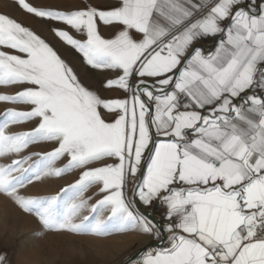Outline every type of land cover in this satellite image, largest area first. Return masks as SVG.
Instances as JSON below:
<instances>
[{"label": "snow or ice", "instance_id": "6c2138e0", "mask_svg": "<svg viewBox=\"0 0 264 264\" xmlns=\"http://www.w3.org/2000/svg\"><path fill=\"white\" fill-rule=\"evenodd\" d=\"M17 3L74 30L83 38L51 28L88 68L114 75L82 77L0 14V49L19 53L0 50V86H25L0 101L28 106L0 119V157L56 145L27 168L31 156L0 164V194L43 232L137 233L160 245L125 264H264V0H113L75 11ZM117 90L124 98L103 95ZM33 120L31 131L6 132ZM77 169L57 195L19 191ZM95 185L102 195L89 204ZM0 264L16 261L5 253Z\"/></svg>", "mask_w": 264, "mask_h": 264}, {"label": "rangeland", "instance_id": "374dc122", "mask_svg": "<svg viewBox=\"0 0 264 264\" xmlns=\"http://www.w3.org/2000/svg\"><path fill=\"white\" fill-rule=\"evenodd\" d=\"M19 11L17 0H0V14L8 15L34 31V23L33 19H31V14L29 17L30 21L23 22L19 21L17 17ZM34 32L40 35L38 29ZM0 50L12 54H19L7 48ZM23 87L25 86H0V94H15L17 91L22 90ZM27 107L28 106L23 104L0 101V119H2L3 114L10 108L23 111L27 110ZM36 123L37 121L33 120L21 124L10 125L6 129V132L8 134H16L31 131L36 126ZM55 146L54 142L31 144L18 154L13 153L8 156L0 157V164H10L13 160H22L24 157L31 156L32 158L24 164V167L27 168L38 159L37 156L32 155L33 153L51 151ZM67 159V157L61 158L56 162L55 166L63 167V165L67 163ZM90 167L95 166L90 165ZM81 171V169H77L65 173L60 177H46L39 181H33L19 191L22 195L31 197H49L57 195L62 188L74 183L79 178ZM14 175H16V173H14ZM98 187V185H95L85 192L84 198L92 197V199L89 200V204H93L96 200L101 198L102 194H96ZM83 215H88V212L85 211ZM105 215H107V213H105ZM42 232L43 229L35 216L24 213L10 199L0 194V254L6 253L10 259L16 261V264H123L130 256L133 257L146 247L145 244L140 245L142 243V238H147V241L151 239L137 233L117 234L101 238L90 235H76L67 232H43L41 235ZM119 244L120 246H118ZM116 246L122 248L121 253L117 257L110 256V258L109 256H100V252H97L99 248L100 250H102V248H104V250H111L113 247V249H117Z\"/></svg>", "mask_w": 264, "mask_h": 264}, {"label": "crops", "instance_id": "0c3cea01", "mask_svg": "<svg viewBox=\"0 0 264 264\" xmlns=\"http://www.w3.org/2000/svg\"><path fill=\"white\" fill-rule=\"evenodd\" d=\"M26 2L30 3L31 5L43 9H51V10H59V11H75V10H83L86 6H96L98 8H107L111 5L113 0H26ZM19 12L17 17L19 21L28 22L30 14L26 11L22 10L19 7ZM22 10V11H21ZM31 19H33L34 23V31H39L40 36L45 39L46 42L52 46L59 55L63 59H65L73 68L80 74L82 77L87 73L90 78L91 76H95L97 79L102 78L104 75H114L111 72L105 70V72H101L100 70L90 69L88 66L83 64L82 57L76 53L70 46L64 44L62 41L59 40L51 31L52 27L62 28L64 30L69 31L70 35H73L74 38L82 39L79 34H77L74 30L66 27L61 22L56 21H47L41 18H37L31 14ZM39 24V25H38ZM99 31L101 35L105 38H110L113 34V29L109 26H104L103 24L99 25ZM37 34V33H36ZM104 96L109 98H124V93L122 90L117 91H106L103 93ZM106 120L112 119L110 115H105ZM114 161L107 160L102 162H97L93 164L94 166H101L103 163H112ZM156 219H160V216L157 215ZM145 244L146 247L151 246L152 248H157L160 245L156 244L152 239H149L147 242L142 243L140 245ZM144 248V249H145ZM140 252V251H139ZM135 254L133 257H135ZM125 264V263H123Z\"/></svg>", "mask_w": 264, "mask_h": 264}, {"label": "bare ground", "instance_id": "6f19581e", "mask_svg": "<svg viewBox=\"0 0 264 264\" xmlns=\"http://www.w3.org/2000/svg\"><path fill=\"white\" fill-rule=\"evenodd\" d=\"M147 241V238H142V243H144V242H146ZM122 242V241H121ZM126 242V241H125ZM141 243V244H142ZM93 246V245H92ZM95 246V245H94ZM118 246H120V244L118 245ZM118 246H116L117 247V249H111V250H104V248H102V250H100V248H99V250H97V252H100L99 254H101L100 256H113V257H117L120 253H121V251H122V248L120 247V248H118ZM129 246V245H128ZM94 249H95V247H94ZM78 252V251H77ZM94 252H96V251H94ZM74 253V252H73ZM81 253V252H80ZM98 254V255H99ZM124 254V253H123ZM82 255H83V253H82ZM107 259H110V258H108V257H106ZM123 258V257H122ZM103 259V258H102ZM105 259V258H104ZM116 259V258H115ZM124 259V258H123ZM121 261V260H120ZM118 262V261H117ZM114 263V262H113Z\"/></svg>", "mask_w": 264, "mask_h": 264}]
</instances>
